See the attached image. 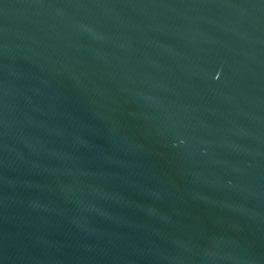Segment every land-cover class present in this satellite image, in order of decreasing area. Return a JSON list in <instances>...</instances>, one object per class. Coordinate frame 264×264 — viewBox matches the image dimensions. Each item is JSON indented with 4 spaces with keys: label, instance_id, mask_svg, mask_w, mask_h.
<instances>
[{
    "label": "water",
    "instance_id": "water-1",
    "mask_svg": "<svg viewBox=\"0 0 264 264\" xmlns=\"http://www.w3.org/2000/svg\"><path fill=\"white\" fill-rule=\"evenodd\" d=\"M0 264H264V0H0Z\"/></svg>",
    "mask_w": 264,
    "mask_h": 264
}]
</instances>
